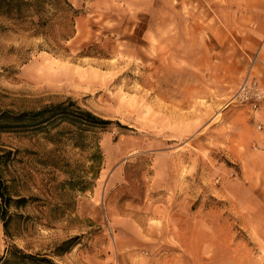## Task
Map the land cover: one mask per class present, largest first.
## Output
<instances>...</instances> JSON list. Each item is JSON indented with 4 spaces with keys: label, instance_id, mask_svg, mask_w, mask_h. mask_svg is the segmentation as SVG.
Segmentation results:
<instances>
[{
    "label": "rangeland",
    "instance_id": "1",
    "mask_svg": "<svg viewBox=\"0 0 264 264\" xmlns=\"http://www.w3.org/2000/svg\"><path fill=\"white\" fill-rule=\"evenodd\" d=\"M20 1L0 3V109L71 98L127 128L96 129L84 147L55 135L60 128L0 132L11 198L0 254L15 245L58 264H124L126 252L148 256L161 232L202 233V215L234 218L229 204L246 195L222 111L249 106L230 101L237 86L222 94L213 81L225 48L245 55L216 11L230 1ZM231 224L237 236H255Z\"/></svg>",
    "mask_w": 264,
    "mask_h": 264
},
{
    "label": "crops",
    "instance_id": "2",
    "mask_svg": "<svg viewBox=\"0 0 264 264\" xmlns=\"http://www.w3.org/2000/svg\"><path fill=\"white\" fill-rule=\"evenodd\" d=\"M229 1L225 10L220 7L216 11L224 20L219 19L220 23L236 35L245 55L234 46L223 50L226 57L222 64L216 60L213 65L215 90L222 94L231 91L244 79L256 80L264 90V0ZM204 50L202 71L208 78L210 72ZM253 55L257 60L248 71L245 57L249 59ZM248 109L233 105L222 111V120L230 124L232 130L227 148L233 162L241 168L238 182L240 191L244 189L243 202L246 203L229 204L234 218L202 215V233L182 227L177 232H161L157 239L153 238L158 246H154L148 256L141 255V251L126 252L121 257L124 264H264V109L251 112ZM256 121L261 123V129L255 127ZM231 222L245 227L248 232L253 231L255 236L248 233L244 237L237 236Z\"/></svg>",
    "mask_w": 264,
    "mask_h": 264
},
{
    "label": "trees",
    "instance_id": "3",
    "mask_svg": "<svg viewBox=\"0 0 264 264\" xmlns=\"http://www.w3.org/2000/svg\"><path fill=\"white\" fill-rule=\"evenodd\" d=\"M20 0H0V3L8 6H18ZM71 6L70 4H68ZM116 124L121 128H127L118 121L102 118L92 111L78 105V103L67 98L63 101L48 103L39 108L30 110L13 111L0 109V132L26 133L30 131H44L50 134V130L60 128L55 131V135L63 132L69 133V138L74 145L84 147V142L88 140L89 133L96 129H106L111 124ZM65 124V126H63ZM66 130V131H65ZM99 146L95 144V151L92 154L94 159L100 158L98 155ZM100 154V153H99ZM5 184L0 180V215L4 232L8 230L7 208L11 198L4 192ZM4 207V208H3ZM66 248L58 246L57 255L68 249L69 241L63 243ZM0 264H58L45 254L28 253L15 245L6 247L0 254Z\"/></svg>",
    "mask_w": 264,
    "mask_h": 264
},
{
    "label": "built area",
    "instance_id": "4",
    "mask_svg": "<svg viewBox=\"0 0 264 264\" xmlns=\"http://www.w3.org/2000/svg\"><path fill=\"white\" fill-rule=\"evenodd\" d=\"M251 67L255 63V58H252ZM231 102L246 104L251 111L264 109V90L258 85L256 80L244 79L233 93ZM261 123L256 121L255 127L261 129Z\"/></svg>",
    "mask_w": 264,
    "mask_h": 264
},
{
    "label": "bare ground",
    "instance_id": "5",
    "mask_svg": "<svg viewBox=\"0 0 264 264\" xmlns=\"http://www.w3.org/2000/svg\"><path fill=\"white\" fill-rule=\"evenodd\" d=\"M67 71L66 70H61L59 71L56 75L61 78V77H66L67 76ZM69 77L70 79H73V74H70V76H67Z\"/></svg>",
    "mask_w": 264,
    "mask_h": 264
}]
</instances>
